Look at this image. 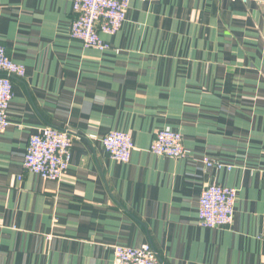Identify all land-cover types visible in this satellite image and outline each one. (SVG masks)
Here are the masks:
<instances>
[{
  "label": "crops",
  "instance_id": "crops-1",
  "mask_svg": "<svg viewBox=\"0 0 264 264\" xmlns=\"http://www.w3.org/2000/svg\"><path fill=\"white\" fill-rule=\"evenodd\" d=\"M73 2L0 0V43L26 68L0 132V264H111L145 243L163 264H264L260 0H131L108 51L70 37ZM45 125L73 134L60 181L22 166ZM165 127L184 157L149 150ZM111 130L132 137L126 163L103 148ZM212 181L237 190L228 227L198 223Z\"/></svg>",
  "mask_w": 264,
  "mask_h": 264
},
{
  "label": "built area",
  "instance_id": "built-area-1",
  "mask_svg": "<svg viewBox=\"0 0 264 264\" xmlns=\"http://www.w3.org/2000/svg\"><path fill=\"white\" fill-rule=\"evenodd\" d=\"M131 0H74L73 18L69 27L70 37L80 40L85 47L108 51L112 47L101 34L117 33L126 17ZM247 2L248 0H241ZM264 10V0H260ZM26 68L14 62L0 43V132L10 124L8 107L13 97V79L23 78ZM73 134L66 128L50 125L40 127L28 138L23 168L43 179L60 181L71 158ZM101 143L110 158L126 163L133 150L130 133L111 130ZM149 150L162 156L181 158L187 154L182 135L165 127L156 131ZM206 168L221 169L222 164L208 157L203 158ZM237 190L215 181L207 182L199 195L197 219L204 228H224L233 222ZM111 264H163L156 251L147 243L137 247L114 245Z\"/></svg>",
  "mask_w": 264,
  "mask_h": 264
}]
</instances>
